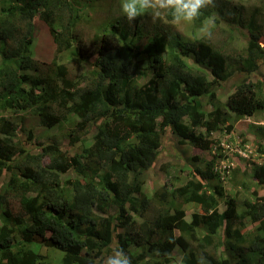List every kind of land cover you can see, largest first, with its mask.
I'll list each match as a JSON object with an SVG mask.
<instances>
[{
	"label": "trees",
	"instance_id": "trees-1",
	"mask_svg": "<svg viewBox=\"0 0 264 264\" xmlns=\"http://www.w3.org/2000/svg\"><path fill=\"white\" fill-rule=\"evenodd\" d=\"M230 5L216 0L194 26L204 12L218 11L216 23L247 36L238 58L212 40L185 39L167 14L155 23L148 14L131 23L110 17L89 47L79 34L84 8L76 0H0V179L10 174L0 193V264H100L115 248L133 264H174L178 256L180 264H197L201 256L211 264H260L264 167L254 165L256 190L239 205L213 183V163L192 168L183 185L151 197L142 192L160 155L162 119L180 144L208 151L216 143L212 132L231 134L232 122L264 114V81L249 80L264 61V0L247 15ZM38 17L55 48L46 67L32 54ZM68 52L82 68L77 80L60 62ZM233 59L246 78L221 104L215 90L234 76ZM27 111L47 129L75 123L69 136L75 153L55 142L38 143L41 152L32 155L28 144L16 141L19 126L8 114ZM94 126L93 137L83 138ZM258 131L263 141L264 128ZM238 166L231 185L248 189L247 166ZM6 196L18 204L17 214ZM185 205L201 211L187 220ZM248 220L257 224L251 232H245ZM46 249L59 252V260Z\"/></svg>",
	"mask_w": 264,
	"mask_h": 264
},
{
	"label": "rangeland",
	"instance_id": "rangeland-1",
	"mask_svg": "<svg viewBox=\"0 0 264 264\" xmlns=\"http://www.w3.org/2000/svg\"><path fill=\"white\" fill-rule=\"evenodd\" d=\"M81 6H83L84 19L79 26V34L86 39L89 47L92 46L93 38L95 35L99 34L102 24L110 17L119 16L123 18V14L120 11V0H76ZM261 0H230V7H243L244 14L247 15L252 8L260 5ZM205 18L208 16L204 12ZM217 19L220 18L218 11L212 13ZM262 19V23H261ZM161 21L166 20L165 14L161 17ZM36 45L32 50L34 59L40 63L42 66H49V63L55 57V48L52 43V37L50 34V28L46 23L38 17L36 23ZM259 24L264 26V20L261 16L259 19ZM177 31H179L182 36L187 40H194L196 38H201L199 33V28L195 29L193 23H182L174 24ZM225 24L221 21L216 23V28L214 29V35L211 39L214 43H219L226 46V51L230 55L239 57V52H244V48L247 43V36L241 35L240 32L231 33L228 29H225ZM264 46V39L261 41ZM230 43L231 45H229ZM35 52V54H34ZM71 55L68 53L63 54L60 57V62L67 64L71 74L70 76L77 80L79 79L82 71L81 66L77 61L71 60ZM190 63L195 66V60L191 56ZM260 69L257 73H253L249 80L257 82L259 80L264 81V61L259 62ZM241 63H238L237 59L231 61V70H235L234 76L226 83H223L220 87L215 90L216 99L219 103L224 104L228 97L233 94L237 88L244 82L246 75L240 72ZM153 76L152 73L145 78V82ZM206 110L209 112L210 107L206 106ZM10 119L19 126L18 136L16 141L21 140L25 144L30 146V152L32 155H39L40 148L38 143L50 144L58 142L61 144L64 150H70L75 153V148H72L70 141V133L74 134L76 130L75 123H66L62 126H56L53 129H47L41 126L38 117L32 111L16 113L10 112L8 114ZM234 130L231 134L226 133V131H217L211 134L213 144L210 150L203 151L189 144H180L178 138L171 132L167 127V122L165 119L160 121L159 130L163 135L162 147L160 149V155L155 163L154 167L149 171L147 180L143 187V195L151 197L155 192H161L164 187L172 188L174 185L180 186L185 184V182L190 179L193 175L192 168L197 167L200 169L207 170V165L213 163L212 170L217 174L216 179L213 183H220L225 190L236 200L238 205L242 204L247 198L252 199L251 195L256 190L254 186V181L251 180V175L253 174L252 164H257L255 162H260V155L258 154L259 145L262 146L264 150V140L262 141V136L260 135L259 128H264V114H259L253 118H244L235 122ZM33 134L32 139H28L29 134ZM96 133V127H91L86 133L82 134L84 137H93ZM37 144V145H36ZM243 150L248 154V158L243 160L239 158V152ZM264 161V157L261 158ZM239 164H245L247 166L246 173L247 181H249V188L243 189L236 188L231 185L233 170L239 168ZM243 171H240L239 179H244ZM10 174L5 173L0 179V193H4L3 189L8 182ZM68 178V177H66ZM259 196L264 198V189L258 190ZM161 196V193L159 194ZM11 202V209L15 214L19 211L18 204L13 200L12 197H7ZM264 203V201H263ZM187 212V220H191L192 215L196 211H201V209L196 205H185ZM225 205L220 206V210H225ZM0 206V214H1ZM242 208L239 206V211ZM263 212L260 213L259 218H263ZM247 228L245 232H251L257 224L251 223L249 220L245 221ZM44 253H49L54 262L59 260V255L61 254L54 250H44ZM201 254V253H200ZM237 252H232L231 255L234 256ZM239 254V253H238ZM247 254L250 255L249 251ZM232 258V257H231ZM234 261L239 262L235 257ZM264 258H258L256 263L262 264ZM181 257H175L174 264H180ZM255 264V263H253Z\"/></svg>",
	"mask_w": 264,
	"mask_h": 264
},
{
	"label": "clouds",
	"instance_id": "clouds-1",
	"mask_svg": "<svg viewBox=\"0 0 264 264\" xmlns=\"http://www.w3.org/2000/svg\"><path fill=\"white\" fill-rule=\"evenodd\" d=\"M215 7L216 0H120V11L130 23L145 14L150 15L153 23L161 19L164 14L170 15L172 22L177 25L193 23L203 15V10ZM215 28L216 17L208 15L199 27L201 38L211 40ZM239 153V158L243 160L248 158L245 151L241 150ZM242 153L246 154L247 157H243ZM258 154L261 162V158L264 157V150L260 151L258 149ZM260 162H255L257 164H252V167L254 165L264 167V161L261 162L262 164ZM215 175L217 176V174ZM155 254L159 255L158 250ZM100 264H133V261L123 248H115L110 255L102 258ZM197 264H211V262L209 260L205 261L201 256L198 258Z\"/></svg>",
	"mask_w": 264,
	"mask_h": 264
},
{
	"label": "built area",
	"instance_id": "built-area-1",
	"mask_svg": "<svg viewBox=\"0 0 264 264\" xmlns=\"http://www.w3.org/2000/svg\"><path fill=\"white\" fill-rule=\"evenodd\" d=\"M242 155H243V157H247V155H246V154H244V153H242ZM262 161H263V160H262ZM262 161H261V162H262ZM261 162H260V163H261ZM261 164H262V163H261Z\"/></svg>",
	"mask_w": 264,
	"mask_h": 264
}]
</instances>
